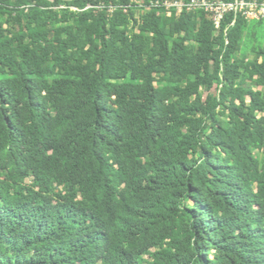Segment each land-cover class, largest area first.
Listing matches in <instances>:
<instances>
[{"label":"trees","instance_id":"trees-1","mask_svg":"<svg viewBox=\"0 0 264 264\" xmlns=\"http://www.w3.org/2000/svg\"><path fill=\"white\" fill-rule=\"evenodd\" d=\"M0 264H264V20L0 0Z\"/></svg>","mask_w":264,"mask_h":264},{"label":"built area","instance_id":"built-area-1","mask_svg":"<svg viewBox=\"0 0 264 264\" xmlns=\"http://www.w3.org/2000/svg\"><path fill=\"white\" fill-rule=\"evenodd\" d=\"M136 2L139 7L161 8L168 14L173 11L177 13L204 11L216 29L221 28L229 15H234L235 18L241 15L247 21L264 20V0H152L148 4L143 0Z\"/></svg>","mask_w":264,"mask_h":264},{"label":"rangeland","instance_id":"rangeland-1","mask_svg":"<svg viewBox=\"0 0 264 264\" xmlns=\"http://www.w3.org/2000/svg\"><path fill=\"white\" fill-rule=\"evenodd\" d=\"M138 1H141V0H138ZM167 15H170V14L167 13ZM213 91L215 92L216 91V88H214Z\"/></svg>","mask_w":264,"mask_h":264}]
</instances>
